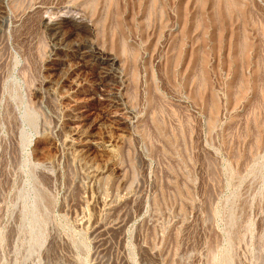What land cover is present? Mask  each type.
Listing matches in <instances>:
<instances>
[{"label": "rangeland", "instance_id": "rangeland-1", "mask_svg": "<svg viewBox=\"0 0 264 264\" xmlns=\"http://www.w3.org/2000/svg\"><path fill=\"white\" fill-rule=\"evenodd\" d=\"M0 264H264V0H0Z\"/></svg>", "mask_w": 264, "mask_h": 264}]
</instances>
